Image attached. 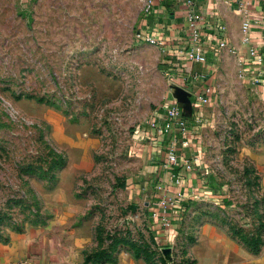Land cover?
<instances>
[{"label":"rangeland","instance_id":"374dc122","mask_svg":"<svg viewBox=\"0 0 264 264\" xmlns=\"http://www.w3.org/2000/svg\"><path fill=\"white\" fill-rule=\"evenodd\" d=\"M153 18L147 0H0V246L53 264H197L217 227L259 262L264 62L226 46L192 63L148 39ZM175 97L201 122L168 168L150 121Z\"/></svg>","mask_w":264,"mask_h":264},{"label":"crops","instance_id":"0c3cea01","mask_svg":"<svg viewBox=\"0 0 264 264\" xmlns=\"http://www.w3.org/2000/svg\"><path fill=\"white\" fill-rule=\"evenodd\" d=\"M245 6L244 14L239 12V2ZM197 14L203 17L201 30L205 34L212 33L219 25L225 27V38L227 46L234 48H245L242 43V33L240 25L246 15L262 17L264 19V0H193ZM153 21L151 29L153 34H159L164 42L177 43L179 46L185 44L186 40V17L184 0H154L152 7ZM259 30L253 31V36L258 37L256 33ZM262 35V31H259ZM167 36L164 37L163 34ZM213 53V52H211ZM214 54V53H213ZM190 109H185L189 134L187 141L181 142L178 145V151L182 159L187 156V153L194 154L196 150L195 144L198 142L197 130L194 127L195 112ZM153 135V133H152ZM154 139V140H153ZM151 143L161 141L160 137H150ZM152 143V144H153ZM187 152V153H186ZM189 153V154H190ZM180 162H185V160ZM28 244V241L24 242ZM202 251L198 258L197 264H264V247L255 261V255L237 243L233 238L227 235L223 230L217 227H205L202 229L200 244ZM10 242L0 246V264H5L12 260L27 256L25 250H18L19 247ZM33 264H53L48 260H42L41 255L29 256Z\"/></svg>","mask_w":264,"mask_h":264},{"label":"built area","instance_id":"2783aa9c","mask_svg":"<svg viewBox=\"0 0 264 264\" xmlns=\"http://www.w3.org/2000/svg\"><path fill=\"white\" fill-rule=\"evenodd\" d=\"M149 8L154 5V0H147ZM185 17H186V40L184 44L185 57L192 63H204L207 52L216 53L219 49L227 46L225 38V27L223 25L217 26L212 33L205 34L201 30V23L203 17L197 14L193 0H184ZM239 12H245L244 4L239 2ZM260 27L264 29V19L260 17H252L246 15L241 22L240 30L242 33V43L246 48V58L249 63L260 64L264 62V51L262 48L264 44H256L255 36H253V28ZM152 43L161 45L164 39L158 35H150L148 38ZM235 52V50H234ZM212 89L209 86L203 87V90L195 97V101L199 105H206L210 102V95ZM200 116L195 117L194 127L197 129L200 126ZM150 129L153 131V137H160L161 141L165 142V166L173 167L179 162L177 155L178 145L181 142L187 141L189 128L187 124V117L183 103L176 97L173 98L162 114L156 115L150 121ZM154 140V139H153ZM186 165V164H185ZM189 168V165H186ZM173 183L179 187L183 184V179L179 175H172ZM159 188H162L159 186ZM170 203L162 198L157 203V209L153 210V217L161 220V224L168 226L169 222L166 219V212L170 209ZM7 264H33V261L28 257H22L8 262Z\"/></svg>","mask_w":264,"mask_h":264},{"label":"water","instance_id":"95a60500","mask_svg":"<svg viewBox=\"0 0 264 264\" xmlns=\"http://www.w3.org/2000/svg\"><path fill=\"white\" fill-rule=\"evenodd\" d=\"M181 103H183V107H184V109H190V107H189V104H187L185 101H182L181 99H179V97H176Z\"/></svg>","mask_w":264,"mask_h":264},{"label":"trees","instance_id":"16d2710c","mask_svg":"<svg viewBox=\"0 0 264 264\" xmlns=\"http://www.w3.org/2000/svg\"><path fill=\"white\" fill-rule=\"evenodd\" d=\"M263 13H264V9H263ZM175 169H176V168H175ZM257 252H258V250L255 251V253H257Z\"/></svg>","mask_w":264,"mask_h":264}]
</instances>
